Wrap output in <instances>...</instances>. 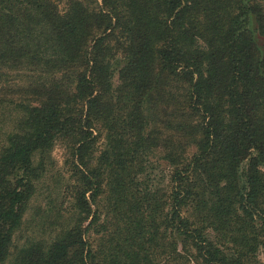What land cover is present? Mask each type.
I'll return each mask as SVG.
<instances>
[{"label": "trees", "instance_id": "trees-1", "mask_svg": "<svg viewBox=\"0 0 264 264\" xmlns=\"http://www.w3.org/2000/svg\"><path fill=\"white\" fill-rule=\"evenodd\" d=\"M62 2L0 0V64L48 77L0 150V264L56 143L76 219L18 264H264L263 2Z\"/></svg>", "mask_w": 264, "mask_h": 264}, {"label": "rangeland", "instance_id": "rangeland-1", "mask_svg": "<svg viewBox=\"0 0 264 264\" xmlns=\"http://www.w3.org/2000/svg\"><path fill=\"white\" fill-rule=\"evenodd\" d=\"M56 1L63 10V0ZM260 2L264 4V0ZM31 25H38L35 18L31 19ZM5 66L0 64V150L6 148L11 137L24 136L29 132L26 127L28 114L23 106H37L34 103L37 98L25 89L31 83H41L48 78L39 69H34L36 72L32 73L28 71L30 67L7 69ZM191 152L188 148L187 154ZM65 156L66 149L61 143L53 144L35 156L32 190L26 200L24 221L16 232L4 264L25 263L26 258L21 261L20 256L29 254L34 247L49 246L63 228L76 219L71 211L69 197L72 193L67 191L72 180ZM153 178L158 179L154 175ZM91 220L92 216L83 215L79 221L87 228ZM89 231L91 237L96 238L94 229Z\"/></svg>", "mask_w": 264, "mask_h": 264}]
</instances>
